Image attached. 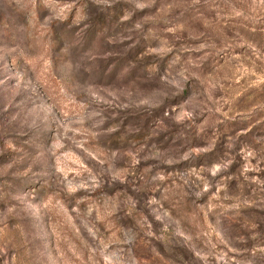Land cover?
Wrapping results in <instances>:
<instances>
[{"label": "rangeland", "instance_id": "rangeland-1", "mask_svg": "<svg viewBox=\"0 0 264 264\" xmlns=\"http://www.w3.org/2000/svg\"><path fill=\"white\" fill-rule=\"evenodd\" d=\"M0 264H264V0H0Z\"/></svg>", "mask_w": 264, "mask_h": 264}]
</instances>
